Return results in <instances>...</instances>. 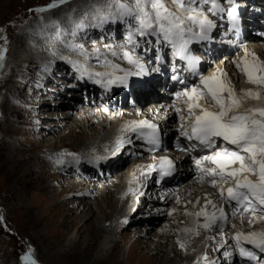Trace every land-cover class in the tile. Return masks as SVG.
Segmentation results:
<instances>
[{"label": "rangeland", "instance_id": "1", "mask_svg": "<svg viewBox=\"0 0 264 264\" xmlns=\"http://www.w3.org/2000/svg\"><path fill=\"white\" fill-rule=\"evenodd\" d=\"M52 3H58V0H0V29L3 30L0 31V48L7 49L5 52V59L3 60L4 67L0 68V218H2L0 219V264H30V261L22 259V257L29 254L31 259L36 261V264H64L58 257L52 254H50L49 257L47 254L51 253L49 250L52 248L54 251L58 252L66 250L65 244L67 240L75 237L76 229L81 225L85 232L83 234L84 236H92L95 234H97V237L100 236V238L105 236L104 233H97L94 230L89 231L88 223L90 220L95 219L92 215L93 213H95V216L97 215L98 219H102V221L105 220L106 215L111 211L107 210L108 207L106 204L102 205L103 202L101 203V200H104L103 197L107 192L113 193L112 189L118 183V181L115 182V179L118 177L117 173L113 171L111 175H109V172H107L106 176L109 175V177H107L106 180L96 181V187L90 190L91 195L89 192H87L84 197L80 192L77 194L78 192L75 191L76 187H86L87 184L90 183V179L87 177L88 172L85 171L86 166L84 167V164L80 165V163H78L79 165L77 167H71L67 164L68 158L71 156L67 154L72 152L71 154L74 153L73 155L78 156L80 153H88L92 150H90V147H84L80 142V138L74 136L77 129L74 130V127H72V125L74 126L73 123L69 122L66 126L61 124L63 121L61 117L64 115V109H67L66 105L61 107L56 106L57 102H55L56 100L54 97H51L45 104L40 102L39 99L44 97L43 93L47 90L44 89L43 92H39L37 89L35 90V81L39 78L37 66L40 65V62L38 63V60H40L41 56L37 58L32 57L26 49V46L21 45L23 40L28 39L32 47H37V43L39 44L43 39H46L45 36L47 37V35H42L41 33L42 36L40 39L39 35H36L34 30L36 26L43 23L45 20L51 19L57 20L58 27L62 28L60 29L61 32L59 29L54 31V29L58 28L55 26V22L51 24L46 23L48 27L52 26L49 30L51 29L50 33L52 34L50 37H53L57 42L55 48L60 47L57 33L64 35L66 38L65 42L73 40L72 42L80 45L81 43L78 41V35H80V32L83 30L91 29L93 22V20L91 22L85 20L88 18H85L86 14H83V11L86 10L87 14L95 12L94 15L97 12V8H103L104 11H107L108 9L104 7L105 0H70L69 3L60 4L58 7L48 9L44 12L35 11V9L47 8V6ZM112 10L115 11L114 6ZM81 21H83L86 27L82 30H76V25ZM73 31H76L75 36L72 35ZM114 31L118 33L117 29H112L110 33H107L108 37L103 38V40L91 38L90 41H88V45H92V41L100 42L103 45H105L107 41H117L115 39L120 37L118 35L117 37L114 36ZM71 36H73V39ZM52 39L49 38V40H51V45L53 44ZM76 41L79 43H76ZM65 42L62 40V44L66 46L68 43ZM226 45L228 44L226 43ZM153 47L154 46H152V48ZM60 48L61 50H59L60 53H58V55L63 54V52L68 53L67 49ZM217 50L215 52H217ZM53 56L52 59L54 58ZM54 59L58 58L56 57ZM23 61H26V63L19 64ZM34 61L37 63L35 64ZM30 64H33L31 68H29ZM42 75L41 73V76ZM54 77L62 78L60 75L56 74V72L54 73ZM238 81L239 79H237V85L243 80L240 79V81ZM241 84L243 85V83ZM51 85L54 87H62L63 89L67 87L66 83L58 85V83L56 84L53 82ZM74 91L76 92L75 97L78 98V100L82 98V96H85L83 93L79 92L81 89H75ZM48 92L53 93L52 91ZM64 92L67 93V91L63 90L61 93ZM54 94L58 95V93ZM87 94V99H96L97 94L92 95L90 92ZM92 96H95V98ZM47 104L50 111H47L48 108L45 106ZM78 105L79 111H81L82 105ZM52 109H55V111ZM45 113L51 115L52 118L43 117ZM69 114L70 113H66V115ZM47 127L50 129L55 128V130L45 133L44 130L48 129ZM39 129H41V134H47V139L43 140L44 143L38 140L40 137H38L37 134L39 133ZM6 143L13 144L15 147L14 151L8 152L9 150L7 149ZM73 149L77 150L71 151ZM47 152H51L52 154L49 155L50 153L48 154ZM91 153L94 152L92 151ZM57 160L60 162L57 163ZM124 165L123 167H126ZM105 182H108V185ZM60 183H71L68 185H73L74 189L71 191L63 189L61 193L62 188L60 187ZM51 184L52 187H50ZM48 185L50 188H48ZM45 188H47V190H45ZM66 195L69 196L70 200L77 199L79 201L89 202L93 213L89 214L81 223H79L78 219L77 227L73 229L71 233L65 232L61 236V233H59L60 229L58 228L59 219L65 217L69 218L70 221L78 217V212H81V208H79L76 214L72 216L71 214L66 215L67 209L64 207ZM97 200H99L97 204H99L101 212L96 208L95 201ZM78 203L79 202L76 201L75 206ZM59 205H61V207ZM147 210L148 207L141 211L136 217L137 220L141 221L143 217H147ZM30 214L36 216L41 222L40 224L38 221L40 225L37 229H34V231L31 230L28 225V215ZM140 216L143 217L140 218ZM163 222L164 225H166L165 221ZM85 224L87 227L84 226ZM115 224L114 222L111 225V221H108L104 224V227L109 229L108 226L111 225L114 227ZM236 224H238V222ZM133 225L134 223L130 224L117 235L112 228L110 229L111 231L109 230V232H111L110 236L114 239L109 246H111V249L114 245L117 246L113 250V254L116 256L119 264H164L165 259L169 262L166 264H178V260L187 261L192 264L197 263L198 259L192 260V257L187 254L181 255L182 253L178 252V247L176 248L177 251L174 250L178 253L176 258L173 257L174 255L169 257V255H166L165 251H170L171 247H168L170 244L166 245L164 242L166 240H163V243H161L151 240L152 238L142 239L143 237H141V234L145 230H142L140 235L136 233L137 231H141L142 228L140 227H142V225L140 224L136 229L132 227ZM197 230L200 231L199 229ZM262 232H264V230H262ZM125 237L130 239L126 240ZM158 238L155 237V239ZM59 240H62L63 243L65 242L63 246H56ZM199 240L201 241V239ZM201 244L204 248L207 245L204 240ZM201 244H199L197 240L193 245L200 250L202 249ZM157 245L164 248L162 254H150L147 256V254H149L148 251ZM188 248L191 253L195 251V249L189 247V245ZM206 253L209 256L211 255L210 257L212 258L216 255L214 249L211 250L207 248ZM224 257L225 256L222 258L224 259ZM222 258L221 260L223 261ZM198 261L200 262V259ZM257 263L264 264V261L256 262V264Z\"/></svg>", "mask_w": 264, "mask_h": 264}, {"label": "bare ground", "instance_id": "2", "mask_svg": "<svg viewBox=\"0 0 264 264\" xmlns=\"http://www.w3.org/2000/svg\"><path fill=\"white\" fill-rule=\"evenodd\" d=\"M165 3H166L169 10L180 11V10H178L177 5L172 3V0H165ZM193 5H195V4H193ZM193 5H191V6H193ZM260 9H256V12H259ZM197 11H203V10L198 8ZM94 13L95 12L87 14V11L84 10L83 14H86L85 18H88L85 20L86 21L89 20L91 22L93 20ZM209 14H211V13L207 12V11L204 12V15H206L208 17V19L212 20L211 16ZM46 23L49 24L50 22L45 20L43 23L36 26V28L34 30L36 35H39V38L45 34L48 36L52 35L50 33L51 29L49 30V28H51V27H48L46 25ZM129 23H130V21H129ZM213 24L215 26L208 33V36H209L208 39L211 38V36H210L211 33H213V34L216 33L217 29L220 30L219 32H220L221 36H226L225 29L221 28V26H218V24H219L218 22L213 21ZM89 25H90V23H89ZM227 25L228 24H226L225 26H227ZM193 30H194V32H199L198 27H194ZM126 32H128V31H126ZM41 33H42V35H41ZM116 33H117V31H116ZM118 36L121 37L120 35H118ZM106 37H108L107 33H106ZM45 38H46V36H45ZM145 38H147L149 41L154 39V42H156V44L152 45V46L157 48V52L159 53L157 59L154 60L155 61L154 62L155 68L150 67L151 68L150 69V68L146 67L147 72H149L151 70H155L156 66L157 67L161 66V68H165V64L163 62V59H164L163 53H164V50L167 51V47H168V53H169V47H170V50H171L170 52H171V57H172L171 62L172 61L174 62V59H173L174 49L172 48L171 44L164 42L162 37L159 38V41H158V38L156 36H146ZM186 38H187V36H186ZM217 38L218 37L215 35L214 39H215V41H217V45H215L214 47H210L211 46L210 42L205 43L204 42L205 39H199V38L193 36L191 38V42L188 44V46L193 44V43H196V40L199 41L200 43H202L200 46V50H202L207 56H208V54L210 55L211 52L216 53L215 51L217 49L223 48L224 45H226V43L228 44V45H226V46H228V48L236 47V44H235L236 40L234 42L233 41H231V42L223 41L225 38H229V37H225L224 39H222V41H218ZM25 40H23V42H21V45L26 46V49L28 50V52L31 54L32 57L37 58V57L41 56V58H40V60H38V62L46 61V63L47 62L49 63L50 62L49 58L51 59L53 56V54H52V56L49 55L50 54L49 51H51V49H53V53L59 52L58 48H55V49H57L55 51V49L52 48V46H50L48 44L51 41L48 42L47 38L43 39V41L39 42V44L37 43V45H38L37 47H32L30 44V41H28V39H25ZM244 40L249 45L246 47H241L239 49V52H236L235 56H233L234 58H232V63H233V66H235V69L233 67L231 68V66H226L227 68L222 67L221 63L219 64V63L215 62V61H217L216 59H213L212 61L214 62L213 63L214 67L210 70L204 71V74H205L204 76L206 78H209V79L214 78L216 81L223 83L227 89H229L233 92L234 97L236 99H239L240 101H242L241 107L239 108V112H244L246 109H262V108H264V85L249 83L248 78H242L236 72L237 69H238V71L242 72V70L239 68L240 66L237 67V65L239 64L243 68L245 65V61L248 63L249 66H251L253 64L264 65V59H263V56H264V37H261V35H257V34L247 33V37ZM96 43H99V44H96ZM91 44L92 45H89L88 49L92 50V48H93L95 50V52L98 54V55H95L93 57L92 52H89V57L93 58L92 59L93 62H97L99 57L100 58H103L104 56L110 57V55L108 53H105L106 49L104 48L103 44H101L100 42H96V41L95 42L92 41ZM97 50H99V51L97 52ZM109 50H110V54L115 52L116 55H118L120 58H121V54H123L125 51L130 52L129 51L130 49L128 46H124V47H120V48L115 47V48H111ZM60 56L61 55H58V59L53 58L51 60L59 61ZM254 57H255V59H254ZM133 58L140 60V59H142V56L134 55ZM26 61H28V60H26ZM26 61H23L19 64L26 63ZM173 62H172L173 65L170 67V69L171 70H175L176 68L178 69L179 66L177 67V63H173ZM34 63L36 64L37 62L34 61ZM141 63H142V61H141ZM232 63H231V65H232ZM174 64H175V66H174ZM32 65L33 64H30L29 68H31ZM49 68L53 69L54 71L52 73L50 71L47 72L48 74H45L42 78V81L44 83H47L48 88L50 90H53L54 93H58V95H57L58 98H60V100H62L63 102H67L66 97L69 94H73V97H74L72 99V103H71V101H68L66 103V104L71 105V107H67V109H64V115L61 117V119L63 120L61 122V124L66 126V125H68L69 122L73 123L74 126L72 125V127H74V130L77 129L76 133H74V130H73L74 136L80 138V142L83 144L84 147H88V148L90 147V150H92L94 152V153H91L92 151H89L88 153L87 152L83 153V154L80 153L78 156L83 157V158H88L91 155V156H95V158H106V160L108 158H115L112 162L109 163L108 166H102L101 167V170L105 169L104 171H102L103 175L101 176V180L102 179L106 180L107 177H109V175H111V173L114 171V173H117V176H118L116 178L118 180L115 179V182L118 181V183L116 186L113 187V189H112L113 193L107 192L106 195H104V197H103L104 200L100 199L101 203L103 202L102 205L106 204V206L108 207L107 210L111 211V212H109L108 215H106L104 221H102V219H98L97 215L96 216L94 215L95 213L92 212L89 202L79 201L77 199L76 200H70L69 196L66 195L67 197L64 199V202H65L64 207L67 209V210L65 209L66 213H67L66 215L71 214V216H72L73 214H76L77 211L79 210V208H81V210H80L81 212H78V217H75V218L71 219L70 221H69V218H65V217H64L65 219L64 218L59 219L58 228L60 229V231H59V233H61L60 235L62 236L65 232L71 233L72 230L77 227L78 219H79V223H81V221L86 219L89 216V214L93 213L92 215L95 217V219L89 221L88 230L89 231L94 230L97 233L98 232L104 233L105 236H102L101 238H100V236L97 237L96 236L97 234L92 235V236H90V235L84 236L83 234L85 232H84L83 226L81 225L80 227H78L76 229L75 237L73 239L69 238L67 240V243L65 244L66 250H64L63 252H58V251H54L52 248L49 250V252H51V253H49L47 255L50 257V254H52L53 256L58 257V259L60 261H62L64 264H119L116 256H114V254H113V250L117 246L114 245L112 247V249L110 248L111 246H109L110 243H112L114 241V239L110 236L111 232H109V230L112 228V230L115 231L114 233H116V235H117L120 231L127 228L129 226L128 224L132 221V222H134V225H135V226L134 225L132 226V227H134V229H136V227L139 226L140 224L142 225V227H140V228H142L141 231H137L136 232L137 234L140 235L142 230H145L141 234V237H143L142 239L152 238L151 240H155L156 242H161V243H163V240H166V241H164L166 243V245L170 244V246H168V247H171L170 251L169 250L165 251L166 255H169V257L174 255L173 257L176 258V255L178 254L176 252L177 251L176 248L179 247L178 252L182 253L181 255L187 254L188 256L192 257V260L193 259L194 260L200 259V262L197 260L196 264H211V262H213L212 260L201 259L202 258L201 257L202 252L206 253L207 249H204L202 244H201L202 249H200V250H199V248H196L195 245H193L194 242H196L198 240V243H199L200 240L196 239L199 231L198 230L196 231L193 224H192L193 221L196 222L197 223L196 225H198V226H200V223L202 224V226L205 223V220H206L205 217L196 218V216H194V215H195V211L198 212V209L201 207V205L203 203L202 198H203L204 194L208 193L211 190L205 186L197 187V185H194L193 180H190V179L185 180L184 184L182 185L183 191L178 195V199L175 200V198H174L170 201V203L165 200L163 203H160V204L155 203L152 207H149L147 210L148 213L146 215L147 216L146 218L149 221V223H143L142 224L141 221L137 220L136 217L138 216V214L141 211L145 210L144 203H140L136 207V209L134 210L133 213L130 212L131 209H128L129 206H127V207L125 206L127 203V199H125V198L130 194L133 195L135 192V189H131V187L128 184H127V186L124 187V184H125L124 182L126 180V177L131 174V171L129 172V168H131V167L130 166L123 167V165L125 163L124 161H121L120 163L117 164L119 159L123 156V152L121 154H119V156H118V152L116 150L121 149L123 144L126 143V141L119 140L118 138L113 139V135L116 134L118 125H120L123 121H125L126 118H129V119L132 118L133 109L130 108V106L128 105L127 102H124L121 107L116 106V104L118 103V101L116 100L114 102L115 105L111 104L110 106H106V107H108L107 108L108 112L100 111L101 107L99 105H97V104H99L98 100H97L98 96L96 97V99H93V98L87 99L86 102L82 98H80L78 100L75 97V92L73 93V91L75 89L79 90L80 87L77 88V85L74 84L73 80L71 79V78H73L72 76H74V72L73 73H72V71L69 72L67 67L61 66V62H58L56 65L54 64V68H53V66H51ZM86 70L90 73H92V72L101 73L102 74L101 76H96L94 74V75H92V77L96 78V80H99L100 82H106V81H109V79H111L113 82L111 84H108V85L113 87V91L115 89H118L119 83L117 82V80L116 81H114V80L117 77H120L121 73L118 71L116 66L111 67V66L104 65V67H102V66L100 67V66L89 65L86 67ZM55 72H56V74L60 75V77H62V78H59V77L55 78L54 77ZM70 74H72V75H70ZM123 74H124V71H122V75ZM151 74H156V72L153 71ZM78 76H79L80 81H84V84L87 83V81H88L87 76H83V78H81L80 74ZM238 76L240 78H242L243 81L241 83H243V85L239 81L238 82L240 84L238 83V85H237ZM138 77H142L143 80L147 79V76L146 77L138 76ZM184 77H186V75ZM65 78L69 82L66 81ZM53 82L56 84L58 83V85L59 84H65V83H66V86L70 85L71 87L68 89L70 91L67 93L66 92L61 93L63 88L62 87H54L53 85H51V84H53ZM198 83L203 86V84L201 83V80H199ZM122 88L124 89V87H122ZM45 89H47V87ZM89 90L90 89L87 90V93L90 92L93 95V91L92 90L89 91ZM48 91L49 90H46V92L43 93L44 97L39 99L41 103L42 102L47 103V101L49 99H51V97H50L51 92H48ZM248 91H251L254 93H259V99L246 97L244 95V93L248 92ZM224 95L227 96V93L225 92ZM93 97L95 98V96H93ZM109 100H111V99L109 98ZM225 102L227 103V101H225ZM211 103H212L211 107L206 105V104H204V106H202L203 104H200V105L202 107L212 109V107H213L212 100H211ZM78 104L82 105L81 111H79V108H78L79 105ZM45 106L47 108L49 107L48 104ZM98 107H100V108H98ZM52 110L55 111V109H52ZM47 111H50L49 108ZM66 113H70V114L66 115ZM50 114H52V113H50ZM43 117H47V118L51 117L52 118L51 115H47L46 113L43 114ZM173 119H174V117L172 116L171 120H173ZM54 130H55V128H51V129L48 128V129L44 130V132L48 133V132L54 131ZM38 131L40 133V134L37 133L38 137L39 136L41 137V138L39 137L38 140H40L42 143H44L43 140L47 139V136H46L47 134H45V133L41 134V129H39ZM37 134H35V135H37ZM118 140L120 141L119 144H117ZM34 142H35V140H34ZM110 145H112V146L109 147ZM103 146L106 148H113L115 151L113 152V150H112L111 156L106 157L104 150H103ZM7 149L9 150L8 152H11V151H14L15 147L13 144L8 143ZM62 149H63V146H62ZM76 150L77 149H73L71 151H76ZM49 153H48L49 155L52 154L51 152H49ZM103 155H105V157H102ZM137 163L141 164V166H142V165H144L145 161L138 160ZM85 166L86 165H84V167ZM52 168H53V166H52ZM107 172H109V175L106 176ZM26 177H28V176H26ZM252 179H255V177H252ZM68 184H71V183H62V184L60 183V187L62 188V190L60 189L61 193H62L63 189L66 191H71L74 189L73 185L69 186ZM95 184L96 183H94V182H92V183L90 182L87 184L86 187L83 186V188L77 186L75 191L78 192L77 194H79V192H80L81 195L84 197L87 192L90 193L91 192L90 190H92L96 187ZM106 184L108 185V182ZM50 187H52V184L50 185ZM50 187L48 185V188H50ZM104 188H105V186H104ZM101 189H103V188H101ZM122 189H124V192H122V195L120 196L119 192ZM45 190H47V188H45ZM209 194H210L211 200L219 202V200H220L219 189H218V192L217 191H211V192H209ZM90 195H91V193H90ZM135 196H137V194H135ZM76 201L79 203L76 204V206H75ZM98 201L99 200L95 201V205H96L97 209H99V204H97ZM172 201H173V203H172ZM188 201L190 203L188 205H186V207H183L181 203H185ZM59 206L61 207V205H59ZM170 206H172V207H170ZM167 208H168L169 212H167ZM155 210H159V211L155 212ZM163 210H165V212ZM172 210H173V212L170 214V212ZM99 211L101 212V208L99 209ZM242 211H243V209H240L237 206V209L235 210V212H238L237 216L239 218L244 216V212H242ZM235 212H234V214H235ZM189 213L191 215H189ZM47 215H49V214H47ZM228 215H229V213H228ZM141 217H143V216H140V218ZM125 218L128 219V223L125 225H122L121 220H123ZM88 220H89V218H88ZM38 221L40 222V219H37L36 216H34L32 214L28 215V222H29L28 225L31 228V230L34 231V229L38 228V226L41 224V222L39 224ZM108 221H111V225L115 222L116 223L115 226L112 227L110 225V226H108L109 229H106L104 227V224ZM163 221H165L166 225H164ZM216 221L219 223L220 222L222 223V220H220V219H217ZM251 221H254L256 224V230L255 231H260L257 233H264V232H262V230H264V226H263L264 220L254 218V220H251ZM238 224H239V226H238L239 228H237L236 232H240V233L244 234V232L246 230L250 229L249 227H247L250 224L245 222L244 220L240 221ZM84 226L87 227L86 224ZM198 226H197V229L200 230V228ZM222 226H225V225L222 224ZM56 227H57V225H56ZM185 229H190V231L186 232ZM56 232H57V230H56ZM249 233H251V230L249 231ZM246 234H248V233H246ZM155 237H157V238L159 237V238L155 239ZM164 237H166V238H164ZM125 238H126V240L130 239L127 237H125ZM54 239H56V238H54ZM159 239H161V240H159ZM36 240H38V239H36ZM192 240H193V242H192ZM170 241H172V242H170ZM64 243L62 240H59L56 243V246H63ZM181 244H183V247H181ZM188 245H189V247L194 248L195 251L191 253L189 248H188ZM150 247H151V245H150ZM213 247L214 246L211 245L208 247V249L212 250ZM163 249H164L163 247H160L157 245L148 251L149 254H147V256L150 254L151 255L152 254H159V253L162 254V251H164ZM223 249L224 248L222 247L221 250H223ZM174 250H176V251H174ZM228 250L229 249L226 248V251H228ZM142 256H143V254H142ZM226 260H227V258H226ZM166 263H169L167 259L164 260V264H166ZM177 263L178 264H192V263H189L187 261H182V260H178ZM216 264H219V263H216ZM232 264H242V263H240L238 261V259H234Z\"/></svg>", "mask_w": 264, "mask_h": 264}, {"label": "snow or ice", "instance_id": "3", "mask_svg": "<svg viewBox=\"0 0 264 264\" xmlns=\"http://www.w3.org/2000/svg\"><path fill=\"white\" fill-rule=\"evenodd\" d=\"M69 2L70 0H58V3L49 4L47 8L35 9V11L44 12ZM172 3L177 5L180 11L169 10L165 0H130L128 3H123L121 0H105L104 7L108 10L104 11L103 8H97L91 26L102 27L106 23H116L118 20L121 22L130 21L127 36L130 44H137L138 46V42L135 40L137 35L140 37L156 36L158 41L162 37L164 42L171 44L175 55L187 60L189 66L194 68L199 63V59L188 53V44L193 36L199 39H208V33L215 25L212 20L204 15L203 11H197V8L191 5H210L206 11L212 15L223 12L224 9L218 0H172ZM228 3L231 5L234 0H228ZM113 6L115 11L112 10ZM228 14L233 16L235 21L236 8L232 7ZM85 27L83 21L76 25L77 30H82ZM194 27H198L199 32H194ZM0 31L3 30L0 29ZM72 35L75 36L76 31H73ZM59 38L60 34L57 33V39ZM78 47L81 48L80 55L87 58L88 54L82 50V46ZM6 51V48H0V68L4 67L3 53ZM112 54L116 55L115 52ZM123 57L129 64L138 69L136 72L125 71L123 76L116 78L119 84L128 87L129 77L146 75L147 71L139 59H134L129 52L125 51ZM71 63L83 78L86 71L83 65L76 61H71ZM239 66L238 64L237 67ZM47 70L46 66L45 71ZM241 70L247 75L249 83L264 85V65L253 64L249 66L245 61ZM256 72L261 74L256 76ZM89 75L92 74L89 73ZM95 75L101 76L102 74L95 73ZM200 79L204 88L207 89V94L211 96L213 107L209 109L200 105L199 101L204 97L203 92H198L196 88L190 90L191 94L186 91L184 95L190 101L187 105L188 118L194 119L191 124V131H185L182 134L189 139L194 138L199 144L209 149H215L210 155L195 161L201 172L212 177L211 184L213 187L219 184V202L205 198V208L210 204L214 211L209 214L201 209L200 212L195 213L197 217L205 216L206 222L203 227L209 229L217 219L226 220L224 208L221 206L225 202L230 205L235 202V206L249 213H256L257 207L264 212V108L246 109L244 112H239L242 101L236 99L233 92L227 89L223 83L214 78L209 79L203 76ZM96 82L99 83L100 81ZM112 82L109 79L108 84ZM104 86L107 87V85ZM225 92H227V96L224 95ZM244 95L259 99V93L248 91ZM196 108L200 109L199 114L193 111ZM132 127L151 129L152 135L148 142L155 146L159 145V139L155 135L157 127L155 124L140 121L139 124H134ZM218 140L223 142L219 146H217ZM119 143L118 140L117 144ZM227 145L232 147H227ZM67 155L73 154L68 153ZM76 159L78 160V158ZM203 161H208L213 167H203ZM59 162L57 160V163ZM164 165L171 168L172 161L162 158L161 167L163 168ZM164 174L167 175L168 172L166 171ZM229 183H232L233 186L225 190L224 185ZM225 191L227 196H225ZM216 212H219V216L216 215ZM189 215L191 214L189 213ZM261 218L264 219V216ZM251 223L252 221H249V224ZM185 231H190V229H185ZM233 239L241 257H247L250 260L258 259L256 252L241 246L242 239L251 244L259 253H264V233L251 232L245 235L237 232ZM224 255L229 257L232 254L226 251ZM22 259L30 261V264H36V261L31 259L30 254L22 257ZM211 264H215V262L213 261Z\"/></svg>", "mask_w": 264, "mask_h": 264}]
</instances>
